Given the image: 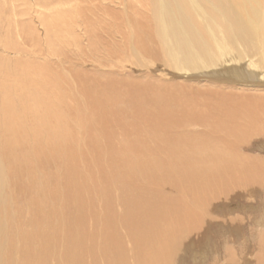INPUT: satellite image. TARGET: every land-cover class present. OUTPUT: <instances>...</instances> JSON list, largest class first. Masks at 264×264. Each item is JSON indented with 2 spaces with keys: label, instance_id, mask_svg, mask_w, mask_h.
I'll return each instance as SVG.
<instances>
[{
  "label": "rangeland",
  "instance_id": "obj_1",
  "mask_svg": "<svg viewBox=\"0 0 264 264\" xmlns=\"http://www.w3.org/2000/svg\"><path fill=\"white\" fill-rule=\"evenodd\" d=\"M13 1L15 0H0V40L2 39L0 41V157L6 163L12 157L19 161L16 170L9 175L10 186H8V190L6 189L9 199L2 212L3 220L10 228L9 233L5 235L6 243H8L9 238L12 241L16 237L19 246L21 245L28 254L34 255L32 259L35 260L36 264H76L77 262L78 264H108L110 261V264H120L126 257L131 256L132 260L127 261L129 264H144L137 255L140 250L138 252L132 249L140 246L142 242H147L149 239L152 241L153 238L157 237L152 236L154 235L153 232L147 234L148 237L142 236V238L137 239L132 235H126L125 229L126 232L128 231L125 225L129 222L127 217L143 215L141 211H145V206L143 207L139 201L142 197L148 200L154 197L158 198L160 204H163L167 199L174 200L180 197L187 201L185 202L188 203V206H194H191L195 211L192 222L194 225L185 234L180 235L178 242L170 247V252L173 251V253L172 255L169 253L170 258L164 264H250L249 259H252L255 248V242L251 241H254L258 234L256 227H261L255 223L264 214V178L256 177L257 180L255 177H246V181L245 177H237L235 173H230L232 178L227 176L232 180L225 177L217 192L196 193L195 195H201L200 200L196 201L192 197L194 193L191 194L190 189H187L188 183L185 180L181 183L177 179L182 172H186L188 176L191 174H188L189 167L185 168L186 165H176L173 155L170 156L171 151H173L172 148L165 149L155 146L151 148L148 146L149 149L146 147L140 149L141 151L138 149L137 153H132V150L128 148L111 146L110 144L111 136L120 139L124 137L123 128L133 127V125L131 131L135 130L141 139H144L143 141L150 140V135L153 133L152 127L146 124V127L140 128L141 125H138L139 128H137L134 124L136 122L134 116L132 118L138 104L139 95L137 94L140 92V95L143 94L142 89H145L147 83L165 80L164 83L176 89L179 80L184 78L183 80L192 82L186 86L190 85L194 90L195 82L193 81L203 78L196 75L192 80L189 79L192 77L176 76L175 80H169V76L161 74L164 70L158 58H154V62H156L154 67L156 68H152L150 72L126 59V55H129V49L127 47L124 49L122 43L126 42L131 46L132 40L127 38L128 40L125 41V36H123L127 30L125 24L137 16L138 19H141L140 16L144 15L143 13L140 14V11L148 13L138 5L142 0H133L134 2L132 0H59L60 4L58 0H48V2L46 0ZM24 3L28 7L35 6L33 10H45L44 8L49 9L55 5L58 7L61 4L62 6L64 4L65 8L73 7L64 15L69 19V26L64 22L60 25L63 31L62 40L64 38V43L60 44L61 46L57 49L54 48L52 34L50 36V32L47 33L41 17L37 15V19L33 16L29 18L25 11L27 9H23ZM118 8L123 14L118 13ZM78 9L80 14H78ZM115 11L120 14L118 17L117 13H114ZM31 15H36L35 11ZM59 17L62 18V15L60 14ZM113 18L115 20H111ZM142 23L146 25V22ZM38 24H41L39 25L41 27ZM19 25L22 30L19 29ZM28 25H32L30 26L32 35L26 34ZM34 29L35 32H33ZM41 29L45 34H42ZM9 32L13 34L10 35ZM45 37L47 38L46 42H44ZM48 38L52 40L49 41ZM11 46H13L12 49ZM44 76L46 77L44 78ZM41 78L43 79L41 80ZM42 83L44 84L42 85ZM41 87L43 89H40ZM113 88H116L118 92L113 98L115 101L112 102L110 95ZM201 88L199 87V91L204 92L205 89ZM197 95L199 96V93ZM57 96L59 97L58 100ZM202 96L205 95L202 94ZM195 97L197 96L195 95ZM203 97H201L203 102L199 98L198 103L201 102L202 106L205 103L209 105L210 102L206 101V96L204 99ZM122 108L126 112L121 111ZM110 109L113 111L105 114L106 116L102 115L103 111H110ZM112 113H115L117 117H113ZM99 114L102 115L101 119ZM123 115L126 118H123ZM109 122L112 124L110 125ZM11 124L14 125V128H10ZM2 125H5L6 128ZM149 128L151 131L148 130ZM201 128L205 130L206 125ZM113 129L114 131H112ZM117 130H119L118 133ZM58 135H61L60 138ZM50 137L64 140L60 142L62 143L60 147L52 146L50 148V146H46L45 148L43 142L48 145ZM261 141L264 142V137L258 143L260 144ZM10 143L14 145L10 146ZM37 143L46 149L43 150V147L41 149L46 151V154L36 155L38 154L35 151ZM258 143H254L252 149L247 150V152L261 153L262 151L258 150ZM65 152L68 154L67 156ZM160 161L165 164L167 169L163 167ZM205 165L207 166L205 167ZM198 167L204 171L211 168L204 162L200 163ZM76 173L78 174L76 175ZM259 179H261V183ZM80 180L82 181L80 182ZM230 182L232 184H229ZM227 184L233 186H229L231 187L229 188ZM180 198L177 201H183ZM185 202L181 205L187 206ZM203 202H205V206ZM257 211L262 214L259 216ZM155 212L153 209L152 213L149 212L148 215L145 212L147 216L143 215V218L138 220L141 229L147 225L150 227L157 222L153 223V217H151L156 214ZM255 215L256 219H254ZM125 216L126 219L121 218ZM242 218L243 220H241ZM116 219L119 221L115 223ZM172 219L174 221V218ZM172 219L168 220L169 223L171 222L170 224H167L168 221L159 220L154 230L161 231L166 226L174 224ZM165 222L167 225H164ZM251 226H253V230ZM122 228L124 231L121 230ZM70 230L73 234L76 233L70 234ZM115 235L118 237L117 244L112 239ZM110 237L112 240L109 239ZM246 242L249 244L246 245ZM24 244L27 246H23ZM68 249L73 251L69 259L64 262L66 258L64 257V259L63 255ZM227 249L229 252L225 251ZM132 251L134 252L132 253ZM126 252L127 255H132L127 256L125 255ZM136 252L138 253L136 254ZM92 253L97 254V258L94 259L95 255ZM76 257L79 259L77 260ZM21 259L25 261V255H21ZM62 259H64L63 262Z\"/></svg>",
  "mask_w": 264,
  "mask_h": 264
},
{
  "label": "bare ground",
  "instance_id": "obj_2",
  "mask_svg": "<svg viewBox=\"0 0 264 264\" xmlns=\"http://www.w3.org/2000/svg\"><path fill=\"white\" fill-rule=\"evenodd\" d=\"M15 1H13V2H15ZM22 1L24 2V1H28V0H22ZM46 2H48V0H46ZM136 2H138V1H136ZM58 3H59V0H58ZM103 4H104V2H103ZM119 4H120V2H119ZM132 4L134 5V3H132ZM116 5H118V4H116ZM120 5L124 6L123 4H120ZM133 5H132V7H133ZM138 5H139V7H143V9L148 11V13H144V12L140 11V14L143 13V15H144V16L139 15L141 17V19H138L139 17L137 16L138 18L135 17V19H133V20L131 19L132 21H129V22L126 20L127 21L126 24L124 23L127 27V30H125L126 34L125 33L123 34V36H125V41L127 38L128 39L130 38V40H132L131 46L126 42L122 43L123 46L121 45L124 49H126L125 47H127L129 49V55H126V59L129 60V62H132L134 65L143 67L150 72V71H152V68H156V67H154V66H156L155 65L156 62H154L155 61L154 58H158L162 64V67L164 70L161 72V74L165 75V76H169V78H168L169 80H175L176 76H178V77L181 76L182 78L183 77H186V78L192 77V78H189L192 80H193V77L196 75L200 76V78H202V77L203 78L201 80H198V81H195V80L193 81V82H195V84H194L195 86H193V87H195L194 90L192 89V87L190 85L186 86L187 84L192 83V82H190L188 80H183L184 78L182 80H179V82L177 83L178 86L176 87V89L172 88L167 83H164L165 80L164 81L157 80L155 82L150 81L149 83H147V85L145 86V89H142V92H143L142 95H140L141 92L139 94L137 91V93H138L137 95H139L140 97L138 96V100L136 99L138 101V104L136 105L135 111L132 114V118L134 116V118L136 120V122H134V124H135V126H137V128H139L138 125L139 126L141 125L140 128L146 127V124H149L152 127L153 133H151L152 135H150L151 136L150 140L143 141L144 139L143 138L141 139L140 135L135 130L131 131V128H133L134 125H133V127L130 126L129 128L128 127L125 128L123 126L124 127L123 128L124 137L121 136L122 138H120V139L116 138L118 140L117 141L114 136H111V138L109 139L111 146H116V147L120 146L123 148H128L129 150H132V153H137L138 149L140 150V149H143L146 147L148 148V146H150L151 148H152V146L159 147V148H165V149L172 148L173 151H171V155L170 154L169 155L170 156L173 155L176 165H181V166L186 165L185 168L189 167L188 174H191V176H188V175H186L187 174L186 172H182L183 174H185V176H183V174L181 173V176L177 177V179L180 180L181 183H183V180H185L188 183L189 187L187 189L188 190L190 189V191L192 192L191 194L194 193V195L192 197H194V199L196 201H199L200 197H201V195H195L196 193L217 192V190L220 186V183H223L224 178L225 177L228 178L227 175H229V177H231L230 173H235L237 175V177H239V176L242 178L245 177L244 179H246V177L247 178L248 177H252V178L253 177H255V178L256 177H258V178L262 177V178H264V142L261 141L260 144L258 143L264 137V0H144V1L142 0V2ZM55 6L52 8L50 7L49 9L44 8L45 10H38V9L33 10L35 6L28 7V5L24 3L23 9H27L25 11L29 15V18H30V16H33L36 18L37 15L39 17H41L42 24L44 25L45 29L48 31L47 33L50 32V36L52 34V37H53L52 38L53 39L52 45H54L55 46L54 48L57 49V47L61 46L64 43V38L62 40V36H63L62 32L63 31L61 30L60 25L64 22V24L69 26V19H67L68 17L67 18L64 17V15L67 12H69V10L72 9L73 7H70V6L67 7L66 6L67 8H65L64 4H63V6H62V4L59 5L58 7H55ZM74 7H76V6H74ZM124 8H126V7L124 6ZM129 8H130V6H129ZM34 11H35L36 15H31ZM73 11H76V10L73 9ZM117 11H118V13L123 14L122 11L120 12L119 8ZM70 12H72V11H70ZM74 13H76V12H74ZM114 13H117V12L115 11ZM118 13H117V17H118V15H120ZM124 13H125V11H124ZM60 14L62 15V18L59 17ZM78 14H80L79 9H78ZM136 14H138V13H136ZM101 15H103V14H101ZM117 17L115 16V18H117ZM130 17H133V16H130ZM125 19H126V16H125ZM111 20H115V19L113 18ZM118 20H120V19H118ZM138 20H140V21H138ZM112 22H114V21H112ZM116 22H117V20H116ZM142 22H146V25ZM121 23H123V22H121ZM117 24H119V23L117 22ZM39 25H41V24H38V26ZM125 25H124V27H125ZM30 26H32V25H28V28L26 29V34H31ZM39 27H41V26H39ZM119 27H121V26H119ZM119 27H117V28H119ZM19 29L22 30L20 28V25H19ZM42 29L40 31L43 34L45 31L43 29V31H44L43 32ZM37 30H38V28H37ZM33 32H35V29ZM9 34L11 35L13 33L9 32ZM46 35L49 36V34H46ZM113 37H115V36H113ZM122 37H121V39H122ZM49 38H51V37H49ZM46 39L47 38L45 37L44 42H46ZM123 39H124V37H123ZM51 40L49 39V41H51ZM13 46H15V45H13ZM13 46H11V49L13 48ZM124 54H125V52H124ZM123 62H125V61H123ZM113 64H115V63H113ZM44 75H46V74H44ZM45 77L46 76H44V78ZM34 78H35V76H34ZM38 78H40V77H38ZM42 79L43 78H41V80ZM176 82H177V80H176ZM201 83H203V85H200ZM27 84L29 85L30 82ZM43 84L44 83H42V85ZM191 85H193V84H191ZM199 87L200 88L202 87L203 89H205V91L202 92L200 90L201 91L200 92ZM40 89H43V87H41ZM117 92H118V90L116 88L112 89V93L110 95L112 102H113V100H114L113 98L115 97ZM197 93H199V96L197 95ZM202 94L206 96V99H207L206 101L210 102L209 105H206V103H205V105L202 106L201 102L198 103L199 98L201 100L202 99L201 97H203ZM195 95L198 98L195 97ZM58 96H57V100L59 97H61V96H59V97ZM205 96L203 97V99L205 98ZM120 98H122V97H120ZM73 102H71V103L74 104L75 102L74 103ZM118 102H116V103H118ZM100 104H101V102H100ZM108 104H110V103H108ZM12 109H13V107H12ZM113 109L112 110L110 109V111H103L102 115L109 114L110 112L113 111ZM121 111L126 112V110L124 108H122ZM102 115L99 114L100 119H101ZM125 115H126V113H125ZM55 116H57V115H55ZM107 116H109V115H107ZM112 116L117 117L115 113H112ZM123 118H126V117L124 116ZM6 119H8V118L6 117ZM104 119H105V117H104ZM108 119H110V118H108ZM147 119H149V121H146ZM91 120H93V119H91ZM120 121H119V123H120ZM125 122H127V121L125 120ZM125 122H123L124 123L123 125H125ZM109 123H108V126H109ZM12 124H11L10 128H14V125H12ZM111 124L112 123H110V125ZM129 124H131V123H129ZM204 125H206V129L202 130L201 127ZM3 127H5V125ZM120 127H122V126H120ZM108 129H109V127H108ZM145 129L147 131V128H145ZM148 130L151 131L150 128ZM112 131H114V129ZM118 132H119V130H117V133ZM209 133H211V134H209ZM60 134H61V132H60ZM212 134H214L216 136H214ZM54 135H55V133H54ZM59 136H61V135H58V137ZM62 140H64V139H62ZM62 140L53 139V137H50V139L48 140L50 145H49V143H48V145H46V143L43 142L44 143L43 146H45V148H46V146H50V148L52 146L60 147V144H62L60 142ZM64 142H66V141H64ZM82 142H84V141H82ZM80 143H81V141H80ZM254 143L255 144L258 143V145H257L258 150L262 151L261 153H248L247 152V150L252 149V145ZM78 144H79V142H78ZM11 145L13 146L14 144L10 143V146ZM83 145L85 146V143ZM43 146L41 144L39 145L38 143L36 144L35 151L39 154V155L36 154L37 156H40L41 153L46 154V151L41 150ZM81 146H82V144H81ZM45 148L43 147V150H46ZM55 151H57V150H55ZM59 153H61V152H59ZM152 153H153V151H152ZM160 154H163V153H160ZM167 154H168V152H167ZM167 154H165V155H167ZM67 155L68 154L66 153V156ZM143 156H145V155H143ZM44 157H42V158H44ZM129 158H131V157H129ZM154 158H155V156H154ZM119 160H120V158H119ZM127 160H128V158H127ZM13 161H15V162H13ZM124 161H126V160H124ZM18 162L19 161L15 157H12L11 160L8 163H6L0 157V264H36L35 260L32 259L34 255L28 254L26 251H24L23 248L21 247V245L19 246L17 239H15L16 237L12 241L9 240L10 239L9 238L8 243H6L7 240H5V235H6V233L7 234L9 233L8 231L10 228L5 223V221L3 220L4 217L2 215V212L4 211L5 204H6V202H8V199H9L8 192H7L8 186H10L9 185V175L14 170H16V167H17L16 165L18 164ZM151 162H152V160H151ZM202 162L208 164L209 166H211V168L207 171L202 170L200 167H198V165ZM164 165L165 164H163V167H165L167 169V167ZM206 166L207 165H205V167ZM77 168L79 169V167H77ZM142 170H144V169H142ZM168 171H169V169H168ZM77 174L78 173H76V175ZM129 174H131V173H129ZM179 174H180V172H179ZM85 177H86V175H85ZM89 178H92V177H89ZM233 178H234V176H233ZM70 179H69V181H71ZM228 179L232 180L230 178H228ZM82 180H80V182ZM248 180L250 181V179H248ZM76 181H77V179H76ZM238 181L242 183V181H240V180H238ZM246 181H247V179H246ZM259 181L261 183V179H259ZM170 182H171V180H170ZM224 184H226V183H224ZM224 184H222V185L224 186ZM229 184H232V183L230 182ZM234 185H235V183H234ZM229 186L232 187L233 185H228L227 187H229ZM231 187H229V188H231ZM136 188H137V186H136ZM90 189L92 190V188H90ZM227 190H229V189H227ZM184 193H185V191H184ZM219 193H221L220 190H219ZM178 198H180V197H178ZM178 198H175L176 200L175 199L173 200L172 198H171L172 200L167 199L163 204H160L159 203L160 201L158 200V198H155V197L150 198L149 200L144 199L142 197L139 200L141 205H143V207L145 206V211L143 210L144 208L142 209L143 211L140 210L141 213L143 212V215L146 214L145 212H147V215L149 212L152 213V209L154 211H156L155 212L156 214L151 216V217H153V223L156 221L158 222L159 220H163V221L167 222L169 219L174 218V221H173V219L171 220V221H173L174 224L166 226L164 230H161V231H155L157 229L154 230V227H155L157 222L150 227L148 225L147 226L144 225L145 227L143 229H141V227H139L140 225H139L138 220L142 219L143 215L137 216V217L135 215L127 217V220H129L130 223L128 222L127 225H125L127 227V231H128V232H126V229H125L126 235L127 234L132 235L133 237H135L137 239V238H142V236L148 237L147 234H150L153 232L154 235H152V236L157 237V238H153L154 240H152V241H149L150 240L149 239V240H147V242H142L140 246H137V248L134 245L135 248L132 249V250H137V251L140 250V252L138 251L139 253L136 252V254L138 253L137 254L138 258L141 259L144 264H154V263L164 264V262L167 263L168 262L167 260L170 258L169 253H171L170 247L172 245H174L176 242H178V237H180V235L185 234V232L189 231L190 228L194 225V224L192 225V222L194 221V217H195V211L193 210L194 208H192L194 206L193 205L188 206L187 205L188 203H186L187 201L185 200L186 201L185 202L183 200V198L182 199L180 198V199L183 200L187 206H185V204L181 205L184 202L183 201H177ZM184 199H187V198H184ZM204 199H206V198H204ZM263 200H264V198H263ZM203 205L205 206V202H203ZM7 209H9V208H7ZM11 211H12V209H11ZM257 213H259V211H257ZM260 214H262V213H259V216H260ZM147 215H145V216H147ZM198 216H196V217H198ZM75 218H74V220H75ZM77 218H78V216H77ZM121 218L126 219V216L121 217ZM61 219H62V217H61ZM254 219H256V215H255ZM241 220H243V218ZM76 221H77V219H76ZM116 221H119V219L118 220L116 219L115 223H116ZM120 221H121V219H120ZM232 221H234V220H232ZM256 221H255L256 222L255 224L260 225L261 227H259V228H258V226L256 227V229L258 230L257 235L250 233L252 235H256L255 240L253 239L254 241H251V242H255V245H254L255 248L253 250L254 252H253L252 259H249L248 256L247 257L250 260L249 261L250 264H264V214H263V216L261 215V217L258 218V220H256ZM77 222L79 223V221H77ZM146 222L148 223V220H146ZM146 222H145V224H147ZM166 222L164 225L171 223V222L169 223V221H168L166 224ZM108 224H109V222H108ZM196 224H197V222H196ZM169 226H170V228H168ZM240 226H242V225L240 224ZM253 226H251V228ZM65 228H66V225H65ZM160 228L162 229V227H160ZM77 229H76V232H78ZM158 229H159V227H158ZM116 230H117V228H116ZM116 230L114 229V231H116ZM121 230L124 231L123 228ZM252 230H253V228H252ZM79 232H81V231H79ZM98 233H100V232H98ZM70 234H73L72 231L70 232ZM86 234H85V236H86ZM111 234H112V232H111ZM93 235H95V234L93 233ZM104 236H105V234H104ZM109 236H111L110 233H109ZM6 239H7V237H6ZM70 239H72V238H70ZM78 239L81 240V238H78ZM78 239H77V241H79ZM109 239L110 240L113 239V241H115L117 244L118 237H116V235L114 237H112V239H111V237ZM86 240H87V238H86ZM120 240H122V239H120ZM127 243H128V241H127ZM92 244H94V243H92ZM248 244L249 243L246 242V245H248ZM77 245H80V244H77ZM85 245H88V244H85ZM244 245H245V243H244ZM251 245H252V243H251ZM23 246H27V245L24 244ZM70 246H72V245H70ZM88 246H86V247H88ZM93 246H91L92 249H93ZM59 247H61V246H59ZM86 247H84V248H86ZM228 249L230 250L231 248H228ZM228 249L225 251L229 252ZM250 250H251V248H250ZM72 251L73 250H69V249L65 250L66 254L63 255V258L65 257L66 259L64 258L65 260L62 259L61 261L62 262H63V260H64V262L67 261L69 259ZM24 252H26V253H24ZM133 252L134 251H132V253ZM172 253H173V251H172ZM172 253L170 255H172ZM92 254L95 255V253H92ZM139 254H140V257H139ZM21 255L22 256L25 255V261H22ZM73 255H75V254H73ZM125 255H127V252L125 253ZM129 255H127V256H129ZM95 257L97 258V254L94 256V259H95ZM247 257H245V258L247 259ZM76 259H77V257H76ZM100 259H99V262L101 261ZM112 260H115V259H112ZM129 260H132V256L126 257L124 260H122V262L120 264H127L128 263L127 261H129ZM80 261L82 262V259ZM103 261H105V260H103ZM107 261H105V262H107ZM90 262L94 263L95 261H90ZM105 262H103V263H105ZM110 263H111V261H110ZM110 263L108 262V264H110ZM76 264H78V262Z\"/></svg>",
  "mask_w": 264,
  "mask_h": 264
}]
</instances>
